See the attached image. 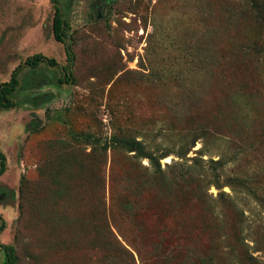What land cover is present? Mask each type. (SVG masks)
Segmentation results:
<instances>
[{
  "label": "rangeland",
  "instance_id": "374dc122",
  "mask_svg": "<svg viewBox=\"0 0 264 264\" xmlns=\"http://www.w3.org/2000/svg\"><path fill=\"white\" fill-rule=\"evenodd\" d=\"M58 4L70 84L59 82L66 54L51 0H0V85L33 55L58 64L22 69L14 108L0 112V243L17 264H125L119 245L130 264H264V28L249 7ZM115 136L167 155L160 171L104 152ZM209 160H220L222 184L242 185L209 184Z\"/></svg>",
  "mask_w": 264,
  "mask_h": 264
},
{
  "label": "trees",
  "instance_id": "16d2710c",
  "mask_svg": "<svg viewBox=\"0 0 264 264\" xmlns=\"http://www.w3.org/2000/svg\"><path fill=\"white\" fill-rule=\"evenodd\" d=\"M247 7H249V11L254 14L256 21L259 23V26L264 28V0H243ZM53 5V19H52V34L53 39L57 43H60L64 47V52L66 54V64L63 67H60L61 72V79L59 80L60 83H71V67L74 61V55L71 51L69 44L67 43V31H68V24L64 20V16L61 10V7L58 4V0H51ZM264 41V39H263ZM258 45L260 48L255 49L256 53L262 60H264V42L262 43L259 40ZM256 47V45H255ZM254 47V48H255ZM253 48V50H254ZM41 64H45L48 67H57L58 64L53 59H49L41 54L33 55L25 60V62L19 65L17 68L10 75V79L8 82L3 83L0 85V112L7 111L14 108V103L10 99V96L18 89L20 85V81L18 78L19 73L24 68L36 69ZM34 127V126H33ZM113 147L114 149H121L128 153H133L134 158L136 159H144L149 162L150 168L153 170L154 173L160 171V164L159 161L165 158L167 155L163 153H154L151 150L147 149L145 144L137 139L131 137H112L109 142L104 143L102 146L103 151L105 152L108 148ZM209 164L211 167L209 170L211 171L212 175L210 177L207 176L209 184L219 189L220 186H228V187H238L242 185L240 180L236 179H228L223 184L220 182L218 168H221L220 160H209ZM5 172V157L0 152V177ZM99 183L101 186H104L103 181L99 178ZM161 183H164L161 180ZM20 210V207H19ZM101 227L104 228L103 224ZM4 229V223L1 222L0 225V234ZM113 235L108 230V238L101 240L100 248H103L110 238L112 239ZM118 244V243H117ZM122 252L120 253V257L125 261V264H130L133 260L132 255L122 246H118ZM0 250L3 252L4 259L0 264H17V257L15 248L11 245H4L0 243ZM242 259L246 260L247 262H255V259L251 257L247 253L245 249L241 250Z\"/></svg>",
  "mask_w": 264,
  "mask_h": 264
},
{
  "label": "bare ground",
  "instance_id": "6f19581e",
  "mask_svg": "<svg viewBox=\"0 0 264 264\" xmlns=\"http://www.w3.org/2000/svg\"><path fill=\"white\" fill-rule=\"evenodd\" d=\"M43 49H44V48H43ZM1 112H2V111H1ZM1 125H2V124H1ZM4 137H5V136H4ZM4 137H3V138H4ZM3 140H4V139H3ZM4 148H5V145H4Z\"/></svg>",
  "mask_w": 264,
  "mask_h": 264
}]
</instances>
